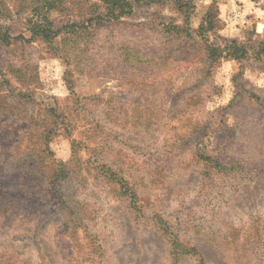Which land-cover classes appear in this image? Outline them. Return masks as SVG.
Masks as SVG:
<instances>
[{
  "label": "rangeland",
  "instance_id": "1",
  "mask_svg": "<svg viewBox=\"0 0 264 264\" xmlns=\"http://www.w3.org/2000/svg\"><path fill=\"white\" fill-rule=\"evenodd\" d=\"M0 264H264V0H0Z\"/></svg>",
  "mask_w": 264,
  "mask_h": 264
},
{
  "label": "trees",
  "instance_id": "2",
  "mask_svg": "<svg viewBox=\"0 0 264 264\" xmlns=\"http://www.w3.org/2000/svg\"><path fill=\"white\" fill-rule=\"evenodd\" d=\"M126 7H127L126 4H123V5H122V8H123V9H125ZM231 48H232V50H231ZM224 50L227 51V52H226V55H228V52H229V53H232L231 51H233L234 53H235V52H238L239 47H237V44H236L235 42H232L229 46H226V47L224 48ZM224 50H223V51H224ZM241 53H242V51H241Z\"/></svg>",
  "mask_w": 264,
  "mask_h": 264
}]
</instances>
